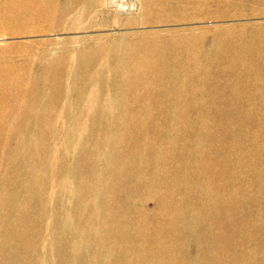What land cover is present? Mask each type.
<instances>
[{
    "label": "rangeland",
    "instance_id": "obj_1",
    "mask_svg": "<svg viewBox=\"0 0 264 264\" xmlns=\"http://www.w3.org/2000/svg\"><path fill=\"white\" fill-rule=\"evenodd\" d=\"M54 5L0 24V204L40 186L32 263L67 229L88 264L109 240L104 264H264V0ZM161 42L176 86L144 67Z\"/></svg>",
    "mask_w": 264,
    "mask_h": 264
},
{
    "label": "bare ground",
    "instance_id": "obj_2",
    "mask_svg": "<svg viewBox=\"0 0 264 264\" xmlns=\"http://www.w3.org/2000/svg\"><path fill=\"white\" fill-rule=\"evenodd\" d=\"M1 1L2 2H0L1 3L0 4V24L1 22L8 23L9 18L12 14L16 17H20L21 15H23V17H30L33 15L44 14L45 12H49V11H53L57 9V5H54V0H1ZM69 7L71 6L70 5L66 6V8H69ZM59 8L61 9L63 7H59ZM15 19H12V20H15ZM259 34L264 35V31H261ZM173 44H174L173 42L170 45L168 42H164V43L161 42L160 46L156 47L155 48L156 51L154 52V53L156 52H159V53L153 55L156 57H152L149 60L147 59L148 64L144 67H149L148 69L153 67L155 71H158V72L162 71L163 74L164 73L166 74L165 75L166 77L170 76V78L173 79L174 83L172 85L176 86L178 85V83L175 80H178L177 77L184 74V72L187 71V68L183 67V64H178L177 67H174L171 65V58L168 53L169 52L168 50L172 49L171 46ZM193 61H194V64H193L194 67L196 66L197 68H201L200 65H196V60L193 59ZM138 63L139 62L132 60L131 66L134 67ZM16 80L17 78L14 79V81ZM10 81L11 80H8V79L5 80V79L0 78V86L6 87V89L11 88L7 84ZM24 107L25 109H23ZM24 107L22 108L23 114H24L25 119H27V117L30 115L31 109L34 106L28 105L27 103ZM179 108H184V106L181 105ZM0 134H2L1 130H0ZM39 170H40V173L38 174L37 180L38 178L39 180L41 178L40 177V174L42 172L41 167L39 168ZM31 174L32 172L29 171V172H26L25 174H22L21 177L22 178L26 177V175L31 177ZM13 175H14V181L16 182L19 175L18 176L17 175L15 176V174ZM133 176L136 177V174H134ZM33 178L35 179V176ZM27 181L29 182L27 186L23 185L19 187L20 196L22 197V200L20 199L19 201V211L20 212L18 215H15V213H13L14 207L16 205L14 204L12 200L11 202L0 204V264H33L32 262L35 259L33 254L37 251L38 249L37 246L41 242V239H40L41 234L39 233L43 229L42 221L44 220V209L45 208H44V204L41 203L42 199L38 198L40 186L38 187V191L36 187H35V191H33V193H35L36 206L31 209L30 207H28V205H30V202L28 203V201L26 200L28 199V196H31V197L33 196L31 189L29 190L30 188L29 185L32 184V181L31 179ZM39 183L40 181L35 180L33 185L34 184L36 185ZM118 184L116 185V187L118 186ZM4 206L6 207L5 211H3ZM118 211H119V208L116 210V213ZM55 219L56 221L57 219L60 220V217L56 215ZM170 227L171 225H170V219H169V222L167 224V230H169ZM29 230H31V232ZM119 232L120 231H117L116 229V231L112 232L111 234L112 236L117 237L116 234ZM58 235L60 239L58 238L52 239L54 241L52 245L50 244V247L52 249L54 248V255L56 257L59 256V254L61 255V253L66 252V255L62 256L64 260L61 261V264H88L86 263L83 255H81L80 253L76 254V252L72 253L73 247L77 244L78 237L76 234L69 232L66 229L65 231H63V233L61 231L60 234ZM65 235H68L67 236L68 238ZM105 237L107 236L102 235L100 241L104 242ZM110 242H111L110 240L106 241V244L108 243V245L105 244L100 249V252H97L95 255L93 254L91 256L90 258L91 264H104L105 263L104 262L105 258L109 257L110 254L112 253L109 249L111 245ZM158 243L163 244V247H166V248L168 247L170 251L174 250L172 240L168 241V239L165 238L162 243L161 242H158ZM125 245H127V243ZM115 252H117V248ZM118 252L119 253L115 255V260L113 261L116 262L117 264H123V259L124 261H126V255H128V251L124 247V248H121V250ZM175 254L177 256L176 251H175ZM137 260H138V257H137Z\"/></svg>",
    "mask_w": 264,
    "mask_h": 264
}]
</instances>
